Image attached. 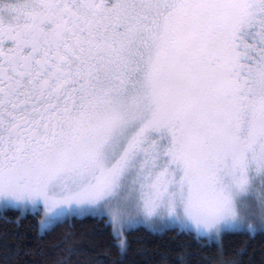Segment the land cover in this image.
<instances>
[{"label": "snow or ice", "instance_id": "6c2138e0", "mask_svg": "<svg viewBox=\"0 0 264 264\" xmlns=\"http://www.w3.org/2000/svg\"><path fill=\"white\" fill-rule=\"evenodd\" d=\"M0 201L37 239L107 210L121 259L132 210L221 256L264 233V0H0Z\"/></svg>", "mask_w": 264, "mask_h": 264}, {"label": "trees", "instance_id": "16d2710c", "mask_svg": "<svg viewBox=\"0 0 264 264\" xmlns=\"http://www.w3.org/2000/svg\"><path fill=\"white\" fill-rule=\"evenodd\" d=\"M39 219L38 211L0 209V264H57L65 256L66 264H181V256L185 257V264H222L236 259L235 252L246 240L240 264H264V233H257L252 239L243 233L224 235L221 256L215 242L204 238L197 241L191 231L178 234L171 228L153 234L145 227H138L126 234L129 250L121 259L114 246L117 240L112 238L111 226H105V218H73L37 239ZM69 248L73 249L70 256Z\"/></svg>", "mask_w": 264, "mask_h": 264}, {"label": "rangeland", "instance_id": "374dc122", "mask_svg": "<svg viewBox=\"0 0 264 264\" xmlns=\"http://www.w3.org/2000/svg\"><path fill=\"white\" fill-rule=\"evenodd\" d=\"M3 207H5V202L4 201H0V209H2ZM8 207H12V208H15V209H21L23 211L27 210L29 212H34V211L40 212L39 226H40V222L46 218L45 208H44L42 203L38 204L35 207L32 206V205H27V204H21V205H17V206H8ZM131 215L133 217H136L138 220H140L142 222V226H140V227H144L143 225L157 226V225H160L163 222V220H164L163 216H156V217H153L151 219H147L143 215H139L135 210L131 211ZM104 218L106 220L110 219V216L107 213V210H106V214H105ZM262 220H264V216L261 215L259 205L258 204H253L251 209L248 211L247 216H245L244 212H241L240 219L237 221V223L238 224H244L245 226H247L248 224L258 223V222H260ZM178 223L179 224H184L187 227L188 231H191L192 233L195 234L193 226L190 223H187L186 221H183V220H181ZM109 225L112 228V232H113L114 229H119L120 228L119 223H109ZM201 238H204V239H207L209 241L215 242L216 233L213 232L211 234H205L202 231L201 232ZM118 242L119 241H117V243Z\"/></svg>", "mask_w": 264, "mask_h": 264}]
</instances>
